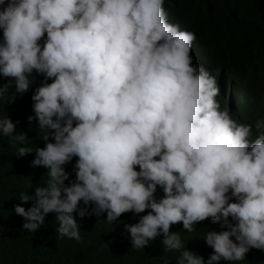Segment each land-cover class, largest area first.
Masks as SVG:
<instances>
[{
    "label": "clouds",
    "instance_id": "1",
    "mask_svg": "<svg viewBox=\"0 0 264 264\" xmlns=\"http://www.w3.org/2000/svg\"><path fill=\"white\" fill-rule=\"evenodd\" d=\"M163 5L0 0V77L14 78L0 84V100L13 85L28 92L34 71L44 77L31 96L28 122L36 121L45 141L31 166L47 169V179L34 195L21 193L20 203L31 207L15 205L14 212L33 233L54 213L59 237L79 242L74 213H106L113 223L148 210L125 231L134 249L162 236L165 252L183 248L171 226L182 223L193 232L211 218L227 230L206 233L213 249L206 264L241 261L250 249L264 251V132L250 141L251 126L230 118V96L219 93L205 69L192 66L195 34L169 23ZM15 127L0 118V136L24 144L26 134L14 135ZM32 153L20 147L17 157ZM73 157L75 179L65 186L64 165ZM157 186L163 198H156ZM177 264L205 261L183 250Z\"/></svg>",
    "mask_w": 264,
    "mask_h": 264
},
{
    "label": "trees",
    "instance_id": "2",
    "mask_svg": "<svg viewBox=\"0 0 264 264\" xmlns=\"http://www.w3.org/2000/svg\"><path fill=\"white\" fill-rule=\"evenodd\" d=\"M163 7L169 23L195 34L190 52L192 66L205 69L216 79L219 93L230 96V118L237 125L251 126L249 139L255 140L264 132V127L256 128L257 121L264 122V0H164ZM45 39L46 34L39 43L42 45ZM29 78L34 83L28 92L17 93L13 85L0 100V118H10L16 125L13 134L24 133L27 139L24 144H10L8 137L0 136V264H165L161 257L167 259V264H177L183 250L203 257L206 264L213 254L205 244L206 233L227 230L212 224L211 218L197 223L193 232L182 230V223L171 226L170 231L179 232L183 248L169 252L163 249L162 236L145 248H132L124 226L137 223L148 210L139 215L124 213L113 223L106 222V213L83 218L74 213L80 225L79 242L59 237L54 213L46 215L44 224L34 233L22 228L25 221L15 214L14 206L26 210L31 207V201L20 203L21 193L34 195L35 188L44 186L47 179V169L31 166L35 148H43L45 141L36 121L28 122V117L34 115L31 96L44 77L34 71ZM9 79L14 80L0 77V84H7ZM48 142L54 141L50 138ZM20 147H31L33 153L18 158ZM77 160L73 157L64 165L69 174L65 186L75 179L73 167ZM134 170L139 171V167ZM163 195L157 186L156 198ZM79 207H85L83 202ZM219 264H264V251L250 249L241 261L221 260Z\"/></svg>",
    "mask_w": 264,
    "mask_h": 264
}]
</instances>
